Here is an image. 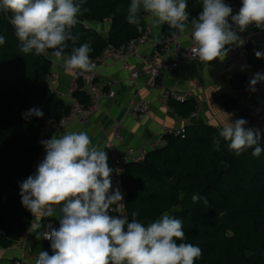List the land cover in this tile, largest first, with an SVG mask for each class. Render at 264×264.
<instances>
[{
  "label": "trees",
  "instance_id": "obj_1",
  "mask_svg": "<svg viewBox=\"0 0 264 264\" xmlns=\"http://www.w3.org/2000/svg\"><path fill=\"white\" fill-rule=\"evenodd\" d=\"M229 1L242 4V0ZM130 2L86 0L84 7L90 11L78 16V23L72 29L78 39L75 45L68 42L65 55H70L73 47L90 43L89 57L94 60L107 46L124 50L130 40L143 36L148 13L141 11L138 30L127 21ZM186 11L189 13L186 23L191 25V20L203 11L202 0H187ZM10 16V12L0 11V35L5 37V43L0 45L1 248L18 242L32 223V213L21 203L20 185L33 175L43 121H60L70 110L54 93L48 94L46 79L51 72V50L41 55L22 53L9 23ZM104 23L109 24L106 36L89 27ZM176 31L164 23L161 36L169 37ZM242 47L248 67L253 72L261 70L260 59L250 52L247 44ZM230 83L243 94L250 90V79L243 73H236ZM72 97L81 106L89 104L81 88ZM168 103L181 119L195 111L192 100L169 99ZM222 104L226 111L236 109L240 118H249L248 110L237 105L232 97H223ZM34 107H39L44 116L24 118L23 114ZM219 131L202 122L188 125L183 138L165 135V146L147 152L141 163L126 164L120 178L125 192V215L131 222L132 213L137 212L135 219L145 226L164 214L180 219L185 237L177 243H190L202 250L195 264H264V152L256 157L252 149H247L236 155L219 137ZM214 137L220 139L219 150L213 144ZM260 146L264 148V133ZM220 164L227 165L225 172L218 171ZM172 178L177 183L169 186ZM194 195L199 197L197 203L193 202ZM223 214L227 215L228 226L220 225ZM49 221H52L49 217H42L32 240L41 251L51 255V246L41 239L43 227Z\"/></svg>",
  "mask_w": 264,
  "mask_h": 264
},
{
  "label": "clouds",
  "instance_id": "obj_2",
  "mask_svg": "<svg viewBox=\"0 0 264 264\" xmlns=\"http://www.w3.org/2000/svg\"><path fill=\"white\" fill-rule=\"evenodd\" d=\"M86 0H0V11L10 12L9 23L19 40L24 54H48L51 50L53 63L63 62L65 71L79 70L80 74L91 72L90 43L73 47L65 55L68 42L75 45L78 36L72 29L78 16L90 9L84 7ZM203 11L191 20V36L195 52L202 62H211L227 55L226 45L242 44L233 24L243 32L251 24L264 29V0H242L239 12L232 15V8L224 0H202ZM187 0H131L127 21L140 30V13H148L153 24L167 23L172 29L183 33L187 30L189 13ZM5 37L0 35V45ZM257 58L264 53L256 51ZM264 81V74L255 73L250 80V90ZM42 118L39 107L29 109L24 118ZM248 122L237 119L219 131V137L227 142L230 151L240 155L252 149L259 157L264 148L260 146L259 129L245 128ZM46 155L39 163L35 175L20 185L22 205L33 216L52 217L59 212V227L49 225L45 238L51 242L52 254L41 251L35 264H195L202 255L199 246L183 241V222L168 214L147 226L137 221V212L131 222L126 215H110L112 205L123 200L119 188L112 189L108 155L92 144L86 132H70L62 136L41 140ZM213 144L219 150L220 139ZM122 207L123 204L120 203ZM40 224L31 223L29 234L35 233ZM126 226V230H125Z\"/></svg>",
  "mask_w": 264,
  "mask_h": 264
},
{
  "label": "crops",
  "instance_id": "obj_3",
  "mask_svg": "<svg viewBox=\"0 0 264 264\" xmlns=\"http://www.w3.org/2000/svg\"><path fill=\"white\" fill-rule=\"evenodd\" d=\"M152 21V17L147 21L152 38L160 40L164 24L156 26ZM228 22L235 27L237 35L243 43L251 40L264 47V29L257 28L253 30L249 25L245 31L240 32L237 26L233 24L231 17L228 18ZM89 27L95 28L103 36H106L109 30L108 23L91 24ZM190 28L191 25L188 24L185 32L176 31L181 46L187 45ZM235 45L237 44L228 45L226 47V49H229L227 55L216 58L211 62L183 63L178 70L164 74L157 82L155 88L147 87L145 78L139 79L135 88L130 87L125 70L120 64L111 63L100 74L98 85L101 86L105 82L114 83L115 98L101 101L87 123L73 121L60 132L53 133V131L49 130L48 133L52 138L53 135L59 137L70 132H86L92 144L107 153L108 144L111 141L110 130L114 124H119L121 141L120 144L116 145L120 152L128 149H144L147 152L159 149L161 148L159 144L163 138L164 131L180 128L183 124L188 126L202 122L220 130L227 123L235 122L222 104L223 97H234L235 89L231 86V79L236 73H243L250 80L252 79L251 75L232 64ZM130 63H134L137 66L141 65L131 59ZM51 64L50 75L57 74V88L67 94L72 71H65L63 62L53 63V58H51ZM48 78L49 76L46 80ZM171 91L179 95L188 94L186 100H192L195 104V118L191 117V115L186 119L179 118L173 107L169 105L168 100L165 103L162 101V94ZM63 102L69 107L77 104L75 99L70 97L65 98ZM136 102L147 103L149 109V114L141 119H133L126 115L130 107ZM253 106L256 107L253 113L264 112V87L244 103L246 109ZM255 129H259L260 134L264 133V120L259 122ZM108 165L112 168L109 162ZM41 219V216H32V223L40 224ZM35 233L29 234L26 232L12 246L8 248L0 247V264H35V260L41 251V247L34 245L32 240V236Z\"/></svg>",
  "mask_w": 264,
  "mask_h": 264
},
{
  "label": "built area",
  "instance_id": "obj_4",
  "mask_svg": "<svg viewBox=\"0 0 264 264\" xmlns=\"http://www.w3.org/2000/svg\"><path fill=\"white\" fill-rule=\"evenodd\" d=\"M224 3L232 8V14H237L241 7L240 2H233L229 0H224ZM151 19V15L147 14L145 17V34L141 37L130 40L127 43V46L124 50L116 49L113 46H107L100 56L94 60H90L94 65V68L91 72L80 74L79 70L72 71V77L70 80V86L67 94H64L61 90L57 88L58 85V76L57 74L49 75L47 84L51 93H54L55 96L61 100H64L67 97L73 98L72 94L79 90L80 88L89 98V104L81 106L76 104L70 107V110L66 116H64L60 121L54 122L46 119L43 121V125L39 134L37 145L39 147V152L35 157L34 163L32 165L33 175H35L37 167L40 162L43 161L46 151L44 146L40 143L41 140L51 139L49 130L53 133L62 131L68 124L73 121H79L81 123H87L89 117L97 110L99 103L103 100H112L116 96L115 85L112 82H105L101 86L98 85V80L100 74L105 71L111 63H118L127 73V82L128 85L132 88H135L137 81L141 78L146 79L147 87L155 88L157 82L163 77L164 74L178 70L183 63H193L200 62L199 58L195 52V42L191 36L192 29L188 35V42L186 46H181L179 43V36L175 32L169 37H162L160 40L152 38L150 27L147 23ZM251 29H257L255 24L250 25ZM233 29L236 31L235 27ZM243 44L249 46V50L252 54L255 55L256 51L264 53V47L260 46L255 41H248L242 44H237L233 48V57L232 64L240 69H243L244 72L254 77V74L259 72L264 74V56L260 59L262 68L257 72H253L247 64V56L242 47ZM228 45L225 46V48ZM256 56V55H255ZM130 59L139 62L141 65L137 66L134 63H130ZM81 85V87H80ZM264 87V81H259L255 85V91L249 90L247 94L239 89L234 90V97L236 104L244 107L246 100L251 99L255 96L258 91ZM188 97V94L179 95L175 92H166L162 94V101L165 103L167 100L171 99L178 102H183ZM256 107H250L248 110L249 118L246 120L248 123L244 126L245 128H256L257 124L264 120V112L253 113ZM229 115L236 121L240 118L239 110H232L228 112ZM149 114V109L147 103L145 102H136L130 109L127 111L126 115L133 119H141L144 116ZM191 117L195 118L196 113H192ZM186 126L183 124L180 128H175L170 131H164V135L172 134L175 136H180L183 138L185 133ZM111 141L108 144V162L113 168V173L111 174L112 189L114 191L116 188H119L123 200L120 202L123 206H120V203L114 204L110 209V212L114 216L125 215L124 211V199L125 195L120 184V178L124 169V166L129 163L138 164L143 162L144 157L147 153L146 150H133L128 149L124 152L118 150V144H120L121 137L119 134V124H114L111 127ZM117 144V145H116ZM166 142L164 139H161L160 147L165 146ZM49 225L53 228H58V225L54 221L46 222L42 233V241L51 246V242L45 238V233L49 229Z\"/></svg>",
  "mask_w": 264,
  "mask_h": 264
},
{
  "label": "water",
  "instance_id": "obj_5",
  "mask_svg": "<svg viewBox=\"0 0 264 264\" xmlns=\"http://www.w3.org/2000/svg\"><path fill=\"white\" fill-rule=\"evenodd\" d=\"M48 94H51V91H49ZM226 170H227V165H225V164H220L219 165L218 171L220 173L225 172ZM176 183H177V179L176 178H172L168 182V185L169 186H174ZM198 201H199V197L197 195H194L193 196V202L194 203H197ZM58 215H59V212H58V209H57V214L56 215H53L52 217H50V219L52 221H54L58 225V227H59ZM219 220H220V225L221 226H228V218H227V215L226 214L221 215Z\"/></svg>",
  "mask_w": 264,
  "mask_h": 264
}]
</instances>
